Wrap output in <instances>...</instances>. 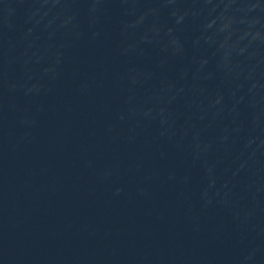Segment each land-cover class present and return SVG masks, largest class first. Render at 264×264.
<instances>
[{
    "label": "water",
    "instance_id": "95a60500",
    "mask_svg": "<svg viewBox=\"0 0 264 264\" xmlns=\"http://www.w3.org/2000/svg\"><path fill=\"white\" fill-rule=\"evenodd\" d=\"M260 1H264V0H260Z\"/></svg>",
    "mask_w": 264,
    "mask_h": 264
}]
</instances>
